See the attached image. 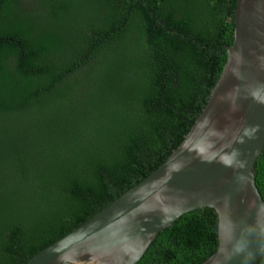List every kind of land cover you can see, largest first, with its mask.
<instances>
[{
	"label": "trees",
	"instance_id": "obj_1",
	"mask_svg": "<svg viewBox=\"0 0 264 264\" xmlns=\"http://www.w3.org/2000/svg\"><path fill=\"white\" fill-rule=\"evenodd\" d=\"M236 3L0 0V264H25L182 144L227 63ZM256 183L264 198V151ZM218 243L216 212L194 210L139 264H202Z\"/></svg>",
	"mask_w": 264,
	"mask_h": 264
},
{
	"label": "water",
	"instance_id": "obj_2",
	"mask_svg": "<svg viewBox=\"0 0 264 264\" xmlns=\"http://www.w3.org/2000/svg\"><path fill=\"white\" fill-rule=\"evenodd\" d=\"M234 43L209 101L182 144L134 187L25 264H139L185 214L218 216V247L202 264L264 257V0H237Z\"/></svg>",
	"mask_w": 264,
	"mask_h": 264
}]
</instances>
